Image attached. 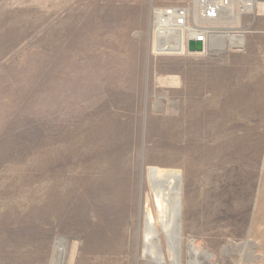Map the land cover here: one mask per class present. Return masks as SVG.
Segmentation results:
<instances>
[{
    "label": "rangeland",
    "instance_id": "374dc122",
    "mask_svg": "<svg viewBox=\"0 0 264 264\" xmlns=\"http://www.w3.org/2000/svg\"><path fill=\"white\" fill-rule=\"evenodd\" d=\"M190 1L0 0V264H154L141 208L163 178L182 264L192 245L264 264V14L234 0L224 49L157 51L160 12Z\"/></svg>",
    "mask_w": 264,
    "mask_h": 264
},
{
    "label": "bare ground",
    "instance_id": "6f19581e",
    "mask_svg": "<svg viewBox=\"0 0 264 264\" xmlns=\"http://www.w3.org/2000/svg\"><path fill=\"white\" fill-rule=\"evenodd\" d=\"M233 1L234 0H232V3H233ZM242 6H243L244 11H247L248 13H255L256 15H263L264 14V3L259 2V0H242ZM163 13H164V10H162L160 12V14H159L160 16H159V20H158L159 23L161 22L164 25L157 27L159 35H162V41L159 40V42L157 44V51H160V50L167 51V50H169V51L183 52V50L186 47L185 45H187V43H186V40L182 38V33H183L182 30H180L179 28H173V27L169 26L170 22L172 20V15H173L172 10H167V11H165L164 14ZM231 13H233V16L231 15ZM239 13H241V12H239ZM229 14H230V17H232L233 19L234 18L238 19V17H239L238 16L239 14L237 13V11L231 9V7H230L226 11H224L218 19L226 18V17L230 18ZM226 37H228L227 34L214 35L213 37L210 38V40L208 42H206L205 50L203 52H205L208 49L212 48L211 46H213V45H215L216 49H221V50L224 49V47L226 46ZM229 38L231 40V43L242 44V37H239L238 35H230ZM203 52H195V53H203ZM170 188H174L175 193H173L169 197V199H165L162 195H164V192L166 190L170 189ZM151 189L153 191V194L155 196L156 201L158 202L157 203L158 210H157V216H155L153 214V211L151 209V206H150L149 202L147 200L144 201V198L142 199V208H141V217H142V221H143V224L141 225V229H142V235L141 236H142V245H143L142 253H144V255L148 256L149 261L154 263V264H182L181 237H180L181 236V226H180V223H179V219H180V217L182 215V207H183V202H182L183 188H182V184H181L180 180L176 179V178H163V179H160V180L159 179H154L153 181H151ZM94 196H95V194H94ZM72 198H74V197H72ZM93 199H95V197ZM86 201H87V199L85 200V202ZM68 202H69V200H68ZM111 202H114V201H111ZM106 203H105V205H106ZM94 204L96 205V203H94ZM98 205H100V203ZM85 207H87V205H85ZM83 209H86V208H83ZM78 210H80V208ZM75 213H76V211H75ZM82 215H83V213H82ZM109 217H110V215H109ZM106 218H107V214L104 216V219H106ZM77 220H79V219H77ZM98 230H99L98 228L93 229V235L96 237V241H98V239H99L98 236H100V234L98 233L99 232ZM114 231L115 230L112 229L111 232L114 233ZM91 235H92V233H91ZM60 239H58V241ZM102 239H103V237H102ZM62 242H64V241L62 240ZM107 242H109V241L107 240ZM56 243H59V242H56ZM110 243L114 244L115 242L112 241ZM63 244H65V242ZM62 248H65V247H62ZM62 250H64V249H62ZM52 255H53V252H52ZM100 259H101V257H100ZM100 259L98 260V258H97L98 261H100ZM102 259L104 260V262L106 261L103 257H102ZM52 260H53V258H52ZM50 262H51V260H50ZM101 262H103V261H101ZM188 264H201L198 261V254L195 251V248L193 247V245L190 246Z\"/></svg>",
    "mask_w": 264,
    "mask_h": 264
},
{
    "label": "built area",
    "instance_id": "2783aa9c",
    "mask_svg": "<svg viewBox=\"0 0 264 264\" xmlns=\"http://www.w3.org/2000/svg\"><path fill=\"white\" fill-rule=\"evenodd\" d=\"M231 6L232 0H191L187 4L167 8L173 13L169 26L182 30L187 48L189 40L195 39L203 42L205 50L206 42L215 35L212 23Z\"/></svg>",
    "mask_w": 264,
    "mask_h": 264
},
{
    "label": "water",
    "instance_id": "95a60500",
    "mask_svg": "<svg viewBox=\"0 0 264 264\" xmlns=\"http://www.w3.org/2000/svg\"><path fill=\"white\" fill-rule=\"evenodd\" d=\"M188 51L189 52H203L204 45L202 41H197L195 39H190L188 42Z\"/></svg>",
    "mask_w": 264,
    "mask_h": 264
}]
</instances>
